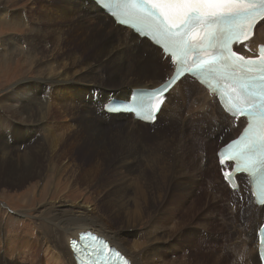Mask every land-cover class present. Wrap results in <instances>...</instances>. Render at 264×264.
I'll return each mask as SVG.
<instances>
[{
  "label": "bare ground",
  "instance_id": "obj_1",
  "mask_svg": "<svg viewBox=\"0 0 264 264\" xmlns=\"http://www.w3.org/2000/svg\"><path fill=\"white\" fill-rule=\"evenodd\" d=\"M42 1L46 8H34L36 17L31 18L22 10H10L7 0H0V18L9 16L14 22L24 23L27 26L22 40L7 38V43L4 45L13 49L23 41L29 48L28 57L34 60L38 69L36 71L38 75L34 80L25 81L19 85L21 87L18 89L22 94L19 106L12 102L10 105L6 104L7 109L9 108L12 113H19L21 118L17 120L20 126L31 128L33 125L37 127L36 132L28 130V133H23L24 143L17 145L18 147L9 146L6 142L0 144V155L3 157L0 159V163L3 162L1 171L5 170L9 174L21 173L19 168L33 163L34 158L40 157L50 159V163L57 168L59 175L70 173L69 177H73L74 182H84L87 186H91L94 182H108L104 183L106 186H102L100 190L104 192L108 186L106 199L99 197L103 206L97 208L95 212L91 211L89 214L76 209L78 212L71 210L70 213L63 215L55 213L51 220L52 227H47L52 239L49 240L47 237V242L52 241V244L45 241L46 248L42 246L50 253L46 258L48 262H45L48 264H77L70 247V240L78 238L81 231L91 229L106 236L112 245L118 246L129 256L133 264H187L186 258L182 259L176 251L181 247V236L172 238L177 232H173L174 227H167L169 223L177 227L178 223H174L176 209H173L174 204L169 207L163 201L167 195H171L169 199L175 200L178 197L183 201L179 198L178 192L183 191L184 196L189 193L193 195L194 191L197 193L201 187H204L207 189L205 196H193L196 202L191 204L196 205L199 201H203V204L209 203L211 209H215L223 220L221 224H224L227 235L219 240L220 244L219 242L214 244L221 248V254L228 253L230 257L232 256V260L225 255L222 256V260H227L229 264H261L258 256L257 230L264 221V206L254 203L247 178L244 175L239 176L243 186L242 197L236 196L229 189L222 175H220V185L218 181L215 184L213 182L214 187L207 186L205 176L208 175L211 179L212 174L217 170H210L209 166L201 169L199 167L202 164L201 160L199 164L195 162L193 154L190 156L187 152H183V150H188L185 149L186 146L184 147V142L180 139L186 135L193 145L200 146L198 155H201V158L203 146L208 147L207 150H211L214 146V157L218 166L216 145H223L239 132L240 128L233 119L225 114L218 104L214 103L216 98L193 79L183 78L172 92L168 93L167 100L159 114V122L163 117L167 122L165 128L169 127L178 140L175 136L171 139L165 128L163 132L151 135L145 131L149 128L148 125L136 121L131 123L120 121L122 131L117 136H113L109 132L111 121L103 118L98 108L99 105L107 103L111 96L126 99L133 87L158 85L171 72L169 60H164L162 52L150 46L147 41L139 40L130 32L124 31L122 27H115L108 16L100 9L94 8L91 0H77V3L72 0ZM263 23L264 21L258 23L252 40L240 46L245 54L259 55L260 45H264ZM66 34H71L69 39L65 36ZM143 49L147 50L151 57H143L142 60ZM50 55L52 60L48 63L47 59ZM150 58L154 62V67L149 62ZM75 66H80V69L73 70ZM45 67L50 70L48 76H45ZM162 72H164L163 75ZM117 75L118 78H116ZM136 76L139 77L134 81ZM147 80L151 81L146 83ZM48 87H50L48 94L54 98L52 100L45 90ZM96 91L99 92L98 97L94 95ZM115 103L116 99L110 101L111 105ZM93 105L96 107L95 111L92 109ZM50 106L57 108L51 109ZM44 122L46 126L42 127L41 124ZM219 131L220 135H225L222 140L220 137L215 139ZM42 133L44 134L43 142L34 143L32 137L35 138L36 135L39 136ZM159 137L158 144L148 151L151 154L144 155L142 159L140 158L141 160L137 158L138 156L135 157L136 154H133L135 150L133 152L131 148L136 138H150L147 144L151 146L152 139L157 140ZM194 138L202 139L203 144L195 141ZM160 142L170 147L172 152L160 151ZM175 142L176 145L172 147ZM83 145L87 147L83 152L90 156L86 164L78 163L75 158L76 150ZM35 149H37L36 154H28ZM115 150H124L127 160L118 162L120 165L111 166L120 176L119 180L111 185L109 176H106L104 172L107 169L105 165L108 166ZM189 151L191 153L190 149ZM138 161L142 166H139ZM189 162L191 166L187 164ZM213 162L211 155L209 163ZM11 163L14 164L13 170L9 169ZM71 163L72 165H69ZM219 169L218 166V172L221 174ZM130 170L136 172L141 170L143 174L131 178ZM175 181L177 187L173 188L171 184ZM201 191L198 192L200 195ZM224 197L230 199V202H224ZM209 199H212V203ZM65 200L58 202L59 205L66 202ZM152 210L154 213L151 218L153 230L151 232L142 231L143 235H151L147 243L143 245L142 234L139 236L141 231L138 230V226ZM239 216L244 217V219L241 218L245 223L243 229L238 224ZM202 223L206 227L205 230L210 227L216 229L219 225L211 215L205 216ZM215 229L211 233L221 238L220 231L217 232ZM180 233L182 231L178 234ZM5 236L0 233V241L7 242L8 247L13 243L18 245L16 240L19 237ZM224 241L229 242L230 249L225 247ZM25 243L31 245V241ZM130 245L138 251L132 252ZM241 248L247 250L240 253ZM20 254L21 259H26L30 251L24 250ZM0 264L11 263L1 254Z\"/></svg>",
  "mask_w": 264,
  "mask_h": 264
},
{
  "label": "rangeland",
  "instance_id": "obj_2",
  "mask_svg": "<svg viewBox=\"0 0 264 264\" xmlns=\"http://www.w3.org/2000/svg\"><path fill=\"white\" fill-rule=\"evenodd\" d=\"M7 2H8L7 5L10 10H22L26 14L28 13L27 15L31 18L36 17L34 8H38V9L46 8L42 0H7ZM72 2L77 3V0H72ZM77 9H79L78 5H77ZM22 24L14 22V20H12L9 16L0 18V144L6 142L9 146L12 145L17 146L23 144L24 143L23 133L25 134L28 133V130L35 133L37 129V127L33 125H31V128L30 126H28V128H24L23 126H20L19 125L20 122L17 120L21 118L19 113H14V112L12 113V111L9 108L7 109L8 107L7 105L8 104L10 105L11 102L16 106H19V103H21L20 98L22 97V94H21V90L18 89L21 87L19 85L21 83H24L25 81L34 80L35 76L38 75L36 73V71H38L37 66L34 60L28 57L29 48L28 46H26V44L23 41H22L23 43L19 42L20 44L13 49H10L8 46L4 45V43L5 44L7 43V38H18L19 40H22V37L26 34L27 31L26 24L24 23ZM70 35L71 34H66L65 36L68 37L69 39ZM20 48H22L23 50ZM69 49L71 50V48ZM149 56L151 57V55H149V52L143 49V51L141 52L142 60L143 57L148 58ZM51 60L52 58L50 55L47 59V62L49 63L51 62ZM143 62H147V61H143ZM149 62L154 67V62L151 61V58ZM160 66L162 67L161 64ZM46 68L47 67H45L46 70L45 76H48L50 75V70ZM75 69L79 70L80 66H75L73 70ZM122 70L123 69H121V71ZM163 73L164 72H162V75ZM138 77L139 76L134 77V81ZM116 78H118V75L116 76ZM111 81H115V80H111ZM149 81L151 80H147L146 83H149ZM140 83L142 84L143 82L141 81ZM45 90L47 91L48 97L51 100L54 99L52 96H50V94H48L50 87L46 88ZM14 91L16 93H13ZM46 103H45V107H46ZM50 103L54 104V102L51 101ZM50 107L51 109L57 108L53 106ZM162 118H160V122L164 126H166L167 122L164 120V118L163 119ZM162 121H164V123ZM41 126L42 127L46 126V123L45 122L42 123ZM119 127H121L120 123H119ZM228 128L229 127H227V129ZM224 129H226L225 125H224ZM145 131L149 132V134L151 135L154 134L152 131L150 132L149 128H146ZM160 131L163 132L164 128L159 129V131L157 132ZM109 132L113 134V136H117V134L121 133V132L114 133L112 130H110V128H109ZM168 134H171L172 137L175 136L174 133H168ZM219 135H220V131L217 133L215 139H217ZM43 138H44V134L42 133L39 134V136L36 135L35 138L33 136L32 141L34 143L43 142ZM139 139L140 138H136L134 140L133 148H131V150L133 152L135 150V152L133 153L134 155L136 154L135 157L138 156L137 157L138 159L140 158L142 159L144 155L146 156L148 154H151L148 153V151H150L151 148H154V146L158 144L160 137L157 140L152 139L151 146L150 144H147L150 138H144L140 140ZM175 139L178 140L177 136H175ZM199 141L203 144L201 139H199ZM183 142H184V147L186 146L185 149L188 150V151L183 150V152H187L188 154H190V156L193 154L192 157L195 158L194 159L195 162L199 163L200 162L199 158H201V156L198 155L200 146L198 144L193 145L191 141H188V139L186 142L184 138H183ZM211 143L214 144V142ZM174 145H176V142L172 144V147ZM142 146L143 147L145 146L144 147L145 153L143 152ZM86 148L87 147L83 145L82 147L76 150L75 158L78 163L86 164L90 160V156L83 152ZM188 148L191 150V153H189L190 151ZM212 149L214 150V146ZM212 149L207 151H209L210 156L212 155L214 162L212 164L208 163V165L201 164L199 165V167L202 169L209 166L208 168L209 169L211 168L210 170L212 169L217 170L215 173L212 174L211 179L210 177H208V175L205 176L206 177L205 184L207 186L209 185L214 187L215 182L219 181V185H220L221 177L218 172V166L216 164L214 151ZM159 150L162 152H169V153L172 152L170 147H168L163 142H160ZM36 153H37V149L33 150L31 153L28 154L34 155ZM2 158L3 157L0 155V159ZM33 160H34L32 161L33 163H30L31 165L27 164L24 165V167L22 166L21 168H19L21 170V173L15 172L13 174H9L5 172V170H3V172H5L3 173L1 171L3 162L0 163V233L6 235L7 237L14 235L17 236V238L18 237L20 238L16 240L18 245L16 243L15 244L17 246L14 245V243L12 244V246L10 245L11 248L14 247L12 248V250L11 248H9L10 246L9 247L7 246L6 244L7 242H3L2 240L0 241L1 244L0 255L3 254L5 256V259H7L11 264H33L36 260L37 262H35L34 264H48L46 263L48 262L46 258L49 257L50 253H48L49 252L48 250L45 251L46 246H44V242L45 241L47 242V237L49 238V240H52L51 235L47 230L48 229L47 227H52L51 220L52 217L55 215V213H59L63 215L70 213L72 210L74 212L84 211L83 213L88 212L89 214H91V211L95 212L97 208H101L103 206V204H101L102 203L101 198L99 197L102 196V199H106L108 186L106 187V190L104 192H101L100 190L102 186H106L105 184L108 182L105 181L104 182L105 184L103 182H99V183L94 182L91 186H87V184L84 182H74L73 177H69L70 173L68 172L66 174L59 175L57 168L53 166L52 163H50L51 161L48 158L41 159L40 157H36ZM124 160H127V156L124 150L122 151L115 150L113 151L111 160L108 162V166L105 165V168L107 169L105 170L104 174L106 176H109L108 177L110 181L109 183L111 185L114 182H117L120 177L116 174V171H114L111 168V166L117 164L120 165V163L118 162ZM210 161H211V157L209 158V162ZM113 162H115L116 164L115 163L113 164ZM139 162L140 161H138V163ZM187 164L191 166L190 162ZM13 165H14L13 163L9 164V166H11L9 167L10 170L11 169L13 170L14 167ZM69 165H72V163ZM140 165L141 162L139 163V166ZM38 169H40L41 171ZM142 174L143 172L141 170H138L137 172L134 170L129 171V176L131 178L132 177L136 178L137 175H142ZM178 180H180V177H178ZM181 180L184 181V178L181 177ZM219 185L217 187H219ZM171 186L173 188L177 187V182L176 181L173 182ZM201 188L198 191L200 192L202 190L201 195L198 192L195 193V191L193 195H190L189 193V194H185V196L182 193L183 191L178 192L180 196L179 198L182 199L183 201L179 200L178 197L175 200L169 199L171 198V195H167V198L164 199L163 202L164 204H167V206L169 207H171L173 204L176 205V206L173 205L174 208L173 207L172 208L176 209L175 210L176 219L174 218V223H178L177 227L173 224L169 225L170 223L167 225V227L169 228L174 227L173 232L174 231L177 232L175 235L172 236V238L173 237L177 238L181 236L180 238L181 247L179 250L176 251L179 252V255L181 256L182 259L185 260L186 258L187 264H192V263L193 264H229L227 263V260H222V256L225 255V257L229 258L230 260H232L231 258L232 256L230 257L228 253L221 254L222 251L221 248L218 245L214 244L217 242H219L218 244H220L219 240L223 239V237L227 235V230H224V224H221L223 220L220 218L219 214L216 213L215 209L213 208L211 209L209 203L205 202L203 204V201H199L197 202L196 205L191 204L192 202L194 203L196 202L193 196L196 197L205 196L206 193L205 190L207 189L204 187ZM226 198L227 197H224L223 201L224 202L226 201V203L230 202V199L228 198L226 199ZM63 199H66L65 200L66 202L59 205V203H61L60 201ZM209 201H211L212 203V199H209ZM76 209H78V211H76ZM153 214H154L153 210L150 211L149 214H147L143 219V222L140 223L138 226V230L141 231L139 233V236L142 234L141 241L143 242V245L147 243V239L151 237V235L150 234L143 235L142 231L146 230V232H151L153 230L151 227V218ZM208 215L209 216L211 215L216 220V222L219 224L217 226L219 229L214 225L216 229L214 227H210L209 229L205 230L206 227L202 222L204 221L205 216ZM241 218L244 219L243 216H239L238 224L242 226L241 229H243L245 223H243L244 220H242ZM246 225H247V221H246ZM214 229L217 232L220 231L221 238L220 236H216L211 233V231H214ZM179 231H182L180 235L178 234ZM240 232H241L240 234L243 233L242 230H240ZM206 236H211V237L205 239ZM28 241H31V245L30 244L26 245L25 242ZM19 242L21 244H19ZM48 242L52 244V241H48ZM2 243H4L5 245ZM224 245H226L225 246L226 248L230 247L229 242L226 243L224 241ZM42 246H44L45 248ZM130 248L132 252L138 251V249L132 247V245H130ZM24 250L30 251V255L26 256V259H21L20 253H22V251ZM245 250L247 249L241 248L240 253H243Z\"/></svg>",
  "mask_w": 264,
  "mask_h": 264
},
{
  "label": "snow or ice",
  "instance_id": "obj_3",
  "mask_svg": "<svg viewBox=\"0 0 264 264\" xmlns=\"http://www.w3.org/2000/svg\"><path fill=\"white\" fill-rule=\"evenodd\" d=\"M105 5L118 24L149 40L177 66L162 87L134 93L125 110L155 122L165 93L182 77L213 88L214 103L227 106L233 118L248 120L239 138L218 152L222 177L230 187H240L237 173L251 177L264 202V48L258 58L233 48L264 21V0H105ZM71 247L78 264H112L107 243L92 233H83Z\"/></svg>",
  "mask_w": 264,
  "mask_h": 264
}]
</instances>
